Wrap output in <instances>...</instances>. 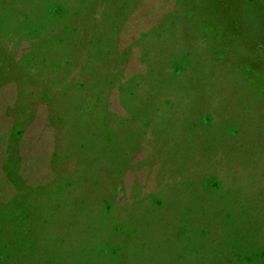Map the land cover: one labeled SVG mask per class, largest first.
<instances>
[{
  "label": "rangeland",
  "instance_id": "374dc122",
  "mask_svg": "<svg viewBox=\"0 0 264 264\" xmlns=\"http://www.w3.org/2000/svg\"><path fill=\"white\" fill-rule=\"evenodd\" d=\"M262 252L264 0H0V264Z\"/></svg>",
  "mask_w": 264,
  "mask_h": 264
},
{
  "label": "trees",
  "instance_id": "16d2710c",
  "mask_svg": "<svg viewBox=\"0 0 264 264\" xmlns=\"http://www.w3.org/2000/svg\"><path fill=\"white\" fill-rule=\"evenodd\" d=\"M10 15V14H9ZM5 19L8 20V27L12 29V25H14V23H18L19 21L17 20L16 16H7ZM258 258H260V260H257ZM252 261L254 262H258L261 263L264 261V252H262L259 256L258 255H254L251 258Z\"/></svg>",
  "mask_w": 264,
  "mask_h": 264
}]
</instances>
